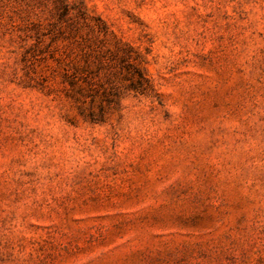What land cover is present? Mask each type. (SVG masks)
<instances>
[{
	"label": "rangeland",
	"instance_id": "obj_1",
	"mask_svg": "<svg viewBox=\"0 0 264 264\" xmlns=\"http://www.w3.org/2000/svg\"><path fill=\"white\" fill-rule=\"evenodd\" d=\"M0 264H264V0H0Z\"/></svg>",
	"mask_w": 264,
	"mask_h": 264
}]
</instances>
